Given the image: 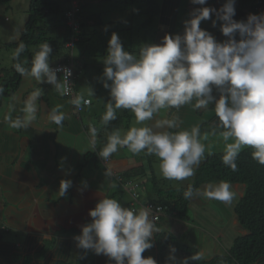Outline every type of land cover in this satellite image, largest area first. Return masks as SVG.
I'll return each instance as SVG.
<instances>
[{"label":"clouds","instance_id":"obj_1","mask_svg":"<svg viewBox=\"0 0 264 264\" xmlns=\"http://www.w3.org/2000/svg\"><path fill=\"white\" fill-rule=\"evenodd\" d=\"M191 3L203 7L192 10L190 18L184 21L182 34H166L159 44L145 43L139 47L138 55L125 50L119 35L112 33L103 61V86L109 89L111 102L102 121L106 125L115 120L118 109L131 110L136 122L141 124L162 109H179L188 104L195 109H207L214 105L224 129L220 133L225 142L222 163L233 172L237 171V156L249 147L252 159L264 165V13L249 14L245 20H236L235 0H225L219 9L204 6L207 0H191ZM206 20H211L213 27L220 22V32L226 39L219 41L208 30L202 29L201 22ZM25 50V45L20 44L14 57L19 58ZM51 52V46L42 43L31 59L30 68L21 63L15 67L21 75L34 78L38 83H49L65 94L67 89L59 82L57 70L49 65ZM64 73V79L68 81L71 72L64 69ZM213 90L218 96L213 95ZM40 95V90L32 93L26 119L18 120L14 127H26L35 119V102ZM72 103L79 106L80 99L76 98ZM75 111L80 114L76 108ZM48 119L61 126L65 116L57 107L52 109ZM177 126L175 120L167 119L157 125L169 129ZM91 133L95 135L96 129L92 128ZM207 139L206 134L201 137L198 126L177 132L132 127L123 136L119 131L109 135L98 155L108 160L119 148L126 147L132 154L146 150L148 155L160 159L163 178L183 181L195 174V168L205 158L206 146L201 141ZM102 165L107 171V163ZM115 171L123 179L122 173ZM106 174L111 175V172ZM234 184L241 187L239 196L231 189ZM71 186L70 180H61L59 195L64 196ZM245 187L244 184L221 181L207 185L203 191H194L189 186L183 196L186 200L195 195L203 196L232 206L242 197ZM149 202L157 205L151 199ZM89 216L91 222L81 225L80 234L74 237L79 249L105 255L115 264H156L152 257L142 256L153 247V232L159 231L156 226L159 220L151 219L146 209L137 212L122 207L116 199L104 197L89 210ZM241 230L243 232L238 235L246 233L242 226ZM238 235L232 237L230 233L229 240L233 242ZM175 252V247H170L168 264H190V261L203 258L202 254L196 253L178 259Z\"/></svg>","mask_w":264,"mask_h":264},{"label":"crops","instance_id":"obj_2","mask_svg":"<svg viewBox=\"0 0 264 264\" xmlns=\"http://www.w3.org/2000/svg\"><path fill=\"white\" fill-rule=\"evenodd\" d=\"M74 1L77 2V8L82 15L80 18L84 16L83 21L86 19L85 17L89 19V25L85 24V31L89 39L86 42L89 54L85 57L84 51L79 47L78 50L73 51L77 56L74 57L73 52H71V56L80 67L76 76L83 78L82 80L86 79L93 85L96 68L105 67L103 61L107 53L108 41L113 32L119 35L123 47H135L137 50L131 52H138L139 41H136V44L125 42L127 38L125 31L129 27L126 26L124 19L121 20L123 16H126L121 13L122 11L123 13L126 11L132 13L136 5H138L139 11L140 5L148 0H73V3ZM152 1L155 6L152 8L156 12L152 17L151 25H149L148 37L145 38L144 34L139 33L143 41L142 45L145 43L159 44L166 34H182L184 21L190 18L192 10L203 7L193 5L191 0ZM224 2L225 0H207L204 6L219 9ZM83 5L85 6L82 8ZM71 6L72 2H68V0H65L62 5L65 16L62 21L64 24H67L65 13ZM235 10L234 19L245 20L249 14L264 13V0H235ZM116 14H118V19L114 18ZM143 17L145 18L146 15H142V22L144 21ZM75 19L79 23V29L76 32H79L80 21L76 13ZM212 19H215L214 14H212ZM25 20L26 18L20 22L19 33ZM94 20L96 22H93ZM219 24L220 22H217L216 27H213L211 20H206L201 22L200 27L208 30L217 40L223 41L226 38L220 32ZM68 46H71V42ZM93 53L95 57L92 56ZM71 62L73 63V61ZM85 67L86 69H84ZM21 80L17 90L11 96L4 97L0 101V133L4 134L10 142L9 146L7 143L1 142L0 149V172H2V176H0V226L3 225L11 229L14 227L17 230L10 236L13 239L12 242L22 248L23 254L29 255L36 252L35 249L27 250L29 246L27 238L30 234L39 235L38 243L55 237L60 244L63 242L77 248L74 237L80 234L81 225L91 222L89 210L94 208L98 200L104 197L124 199L129 203L130 209L134 208L138 212L142 209L143 202H149V194L156 195L151 189V180L157 178L162 182L165 178L158 177L156 168L153 166L154 155H148L146 150L139 154H132L126 147L119 148L106 162L109 166L108 169H116L122 173L124 182H128L126 188L117 183L111 175L106 174L108 169L105 170L98 153L107 143L109 135L116 130H120L121 136L125 135L132 127L146 126L154 132H166L171 129L157 127V125L167 119L175 120L178 125L177 130L185 131L186 127L181 126V118L190 120L189 124L192 123L195 126L208 122L209 126L215 127L216 130L208 129L201 134V137L205 134L208 137L207 140L201 141L206 146L205 158L214 152H224L225 142L220 136L224 129L220 126L214 105H209L207 109H195L192 104L184 105L179 109H162L151 120L145 121L143 125L136 122L135 115L131 110L118 109L117 111L121 115H128V118H124V121L125 119L129 120L128 125L121 126L110 133L105 129L103 135L98 131L99 129L95 128L96 134L92 135L93 127L91 125L100 119V114L97 113L92 103L95 98H99L101 88H95V95L83 96V98H91V103L81 110L86 112L84 118L81 115L82 112L78 115L74 109L71 114L69 113L70 111L62 104L61 99H71V97L62 96L53 85L38 83L34 78L24 75ZM104 89L106 90L105 87ZM36 90H40L41 95L35 102V119L26 127H14L13 125L18 120L26 119L29 97ZM75 92L80 94L76 89ZM59 93L60 95H58ZM213 94L218 96L216 90ZM110 98L108 89L102 101L104 110ZM194 103L195 101H193ZM57 107L65 116L61 126H57L48 119L52 109ZM94 152H96L95 156ZM3 168H6L5 172ZM10 171V174L5 175ZM191 179L189 178L190 181ZM61 180L72 182V186L64 196L59 195ZM118 184L122 187L121 194L118 193L120 191ZM165 184L162 182L160 186ZM188 184L190 182L186 185ZM237 185L234 184V186ZM167 187L174 186L168 185ZM133 194H136L137 201L133 200ZM203 201L208 202L205 199ZM203 201L191 199L189 206L193 207L195 203L201 204V208L194 212L195 218L199 222V225H196V229H194L198 243H194V245L198 247L204 257L210 258L215 254L225 252L226 247L232 242L229 240L230 233H232L228 227L229 222L233 220L234 224L236 221L234 226L237 229L239 227L236 215L232 212L233 205L227 206V211L224 212L220 206H214L211 203L204 205ZM184 227L188 228L186 225ZM185 231L183 230L181 233H185ZM209 235L216 237L221 245L220 250L212 255L215 244H212L213 237ZM233 236L234 233H232ZM204 239L211 240L210 247L205 250L203 248ZM91 254L94 258L99 256L92 251Z\"/></svg>","mask_w":264,"mask_h":264},{"label":"trees","instance_id":"obj_3","mask_svg":"<svg viewBox=\"0 0 264 264\" xmlns=\"http://www.w3.org/2000/svg\"><path fill=\"white\" fill-rule=\"evenodd\" d=\"M10 1L0 0V4H8ZM70 1L72 2V0H68V2ZM145 3L146 7L143 15L145 14L146 17L143 22L141 21L144 34L147 31L150 33L149 25H151L152 17L156 12L153 10L155 6L152 0H148ZM63 12L64 8L59 0H29L26 20L22 25L19 37L15 41L4 43L6 47H12L14 52L20 44H24L26 50L19 58H15L14 55L12 56L10 69L0 68V101L3 97L11 96L22 81V75L16 70L15 65L21 63L26 68H30L31 59L35 52L39 50L42 43L47 42L52 48L49 56V65L73 61L71 60L70 51L73 52L75 50L76 44H79L83 51L85 50L84 53L88 50L86 42L89 39L85 31V24L89 25V19L85 17L87 20L83 21L84 16L80 18L82 15L78 10L76 15L80 21V31L76 32L71 26L62 22L65 17ZM53 16H56L57 21L52 19ZM58 16L60 19H58ZM93 22L96 21L94 20ZM146 36L147 34L143 35V37ZM70 42L72 46H68ZM62 49L63 52H61ZM126 50L131 52L133 49L129 50L126 48ZM134 50L137 49L135 48ZM73 68L75 87L76 78H83L76 76L80 67L76 64V68L75 65ZM62 96L71 97L70 94L66 93L62 94ZM74 96L75 99L78 98L77 92H74ZM71 99L72 101L74 100L72 97ZM110 102L111 98L108 103ZM124 118H128V115L123 116L116 110L115 120L110 121L106 125L102 119L94 121L91 127L99 129L98 131L103 135L105 129L110 133L121 126H127L129 120L125 119L124 121ZM199 128L201 134L208 129L216 130L215 127H208L205 123L200 124ZM251 152L252 149L246 147L239 153L236 159L238 168L235 172L222 163L224 152H216L207 156L195 168V174L192 176L190 184L180 188L167 187V184L160 186L164 181L161 182L157 178H153L151 180V189L154 190L156 195L152 196L149 194L148 198L153 203L162 206L164 215H160L158 220L161 221L163 218H167L169 221L166 227H159L156 223L159 231H155L151 238L153 247L143 252L142 256L152 257L156 261V264H168L170 247H175V256L178 259L200 253L198 247L192 243V238L195 235V226L199 225L198 220L193 214L195 210L201 208V204L195 203L193 207H190L191 199H184L183 193L189 186L196 191L203 187L204 184L227 181L230 184L240 183L246 186L242 197L233 204L232 210L238 222L246 229V233L238 235L226 247L225 252L215 254L210 258L202 255L203 258L201 260L190 261V264H264V165L252 159ZM93 154L95 156L96 152ZM116 182L119 183L118 181ZM119 184L120 191L118 193L121 194L122 187ZM202 203L204 205L211 203L214 206H220L224 212L227 211V205L215 199H211L206 203L203 201ZM185 225L188 228H185ZM177 226L178 229L182 228L186 230L184 235L182 234L183 238L177 236V230L175 229ZM8 231L11 232L5 226H0V264H115L114 261H111L105 255H99L98 258H94L91 250L85 252L67 243L62 242L60 244L55 237L46 239L43 243H38L39 235L37 234H30L27 238L29 243L27 250L31 251V249H35L36 252L29 255L23 254L22 248L12 242V234L10 236ZM75 251L79 254H90L80 259L78 256L73 255Z\"/></svg>","mask_w":264,"mask_h":264},{"label":"rangeland","instance_id":"obj_4","mask_svg":"<svg viewBox=\"0 0 264 264\" xmlns=\"http://www.w3.org/2000/svg\"><path fill=\"white\" fill-rule=\"evenodd\" d=\"M59 1L63 5L65 0H59ZM28 3H29V0H11L8 4H0V68H2V69H7V70L10 69V66L12 64V56H13V53H14L13 48L12 47H6L4 45V43L15 41L19 37V35L17 36V33H19L18 28L20 26V22L22 21V19L26 18L28 5H29ZM145 7H146V3L144 2V4L140 5V10L139 11H138V5H136L134 7L132 13L130 11H126V12L123 13V11H122L121 14H125L126 16L125 17L123 16L121 18V20L124 19V21L126 23V26L129 27L125 31V34H127V38L125 39L126 43L136 44V41H139L137 46L139 45V47H140L142 45L143 41H142V38L139 36L140 35L139 33L141 32V34H144V31H143L142 25H141V21H142L141 17L143 15L142 13H143ZM117 17H118V14H116L114 18L118 19ZM52 19L54 21H57L56 16H53ZM58 19H60L59 16H58ZM9 27H11V29H9ZM115 27H117V25H115ZM145 34H147L146 37H148L149 32L147 31ZM79 47H80V45L76 44L75 45V51L78 50ZM126 48L127 49H133V50L135 49V47H130V46H125L124 49L126 50ZM61 52H63V49L61 50ZM71 52L72 51H70V53ZM84 54H85V57H87L89 53L86 51ZM133 54H137L138 55V52L133 51ZM70 55H72V54H70ZM73 56L74 57L77 56V55H75V52H73ZM92 56L95 57L94 53L92 54ZM72 60H73V58H72ZM73 63H74L75 68H76V63H75L74 60H73ZM89 71H91V70H89ZM103 71H104V67H97L96 68V70L94 72V75L96 76L95 80H94L95 83L93 85H92L91 82L86 81V79L82 80V79L76 78V80H75V83H76L75 89L78 90V92L80 93L78 95V98L80 100L83 98L84 95H95V93H96L95 92V88H99V89L101 88L102 89L100 91L99 98H95L94 102L92 103V106L95 108L97 113L100 114V116H99L100 119H98V120L102 119V117H103L102 115L105 114L106 109H107L106 107H105V110L103 109L104 104L102 102L103 99H104L105 94L108 92V89L105 90L104 86H103V80L105 79L103 77ZM109 83H111V82L109 81ZM97 91H99V90L97 89ZM1 101H2V99H1ZM61 102L70 111L69 112L70 114L72 112V109L75 110L74 106L72 107L73 104H72V100L70 98H62ZM6 109H8V108H6ZM80 112H82V111H80ZM85 113L86 112H82L81 113V115L84 118H85ZM205 114H207V113H205ZM189 121H187L186 119L181 118V122H182L181 126L183 128L186 127V129H184V130L190 131L193 127H195V125H193L192 123L189 124ZM143 124H145V122L141 123V125H143ZM205 124L209 127L208 122H205ZM199 126H200V124L198 125V127ZM177 129H178V127L174 128V129H171L169 131L176 132ZM117 131L120 132V130H116V132ZM125 131H127V130H125ZM177 131H181V129L177 130ZM8 140L9 139L4 134L0 133V149H1L2 143H7L8 146H9L10 142H8ZM9 151H11V150H9ZM153 160H154L153 166H154V168H156L158 177L159 178L163 177L161 175L160 169H159L160 159L154 155L153 156ZM3 171L5 172L6 168H3ZM10 173H11V171L9 173H5V175H8ZM0 176H2V172H0ZM189 178L191 179V177H189ZM189 178L186 179V180H183V181L164 179V182L167 185H173L174 187H179L180 188V187L185 186L187 183L190 182ZM209 184L215 185V184H218V183L204 184L203 187H201L199 190L203 191L206 188V186L209 185ZM231 189H232V191H234L237 194V196H239L241 194V187L240 186L236 187V186L233 185ZM191 199L197 200V201L198 200L203 201L204 199L206 201H210L211 200V199H207V198H205L203 196H193V198H191ZM116 200L118 202H120L122 207L130 208L129 203L124 201V199H121V200L116 199ZM145 203H150V202H145ZM193 216H194V214H193ZM168 221L169 220L167 218H163L161 221L159 220L157 222V224L159 225V227L160 226L161 227H166V224L168 223ZM235 222L233 224V220H231V222H229V224H228V227H229V229L232 230V233L238 235L239 233H242L243 231L241 230V225L238 222H237V226L239 227V229H237L234 226ZM7 229L11 230V232L8 231V233H10V234H15L14 233L15 231L17 232V230L14 227H13V229H11V228H7ZM175 229L177 230L176 231L177 234H178L177 236L179 238H183L182 234H184V233H181V232L184 229H182V228L178 229V226ZM209 236H211V235H209ZM211 237H213V236H211ZM13 238L18 239L17 237H13ZM187 240L190 242L189 239H187ZM196 241H197V236L194 235L193 238H192V243H198ZM210 242H211V240L208 241V240L204 239V242H203L204 243V246H203L204 250H205V248L208 249L210 247ZM212 244H215V247H213V251L214 252H212L211 255L217 253V251H219L220 248H221L220 241L217 240L216 237H213ZM89 254L90 253L79 254L78 252L75 251L73 255L78 256L81 259V258H83L85 256H88ZM90 259H92V258L90 257Z\"/></svg>","mask_w":264,"mask_h":264},{"label":"built area","instance_id":"obj_5","mask_svg":"<svg viewBox=\"0 0 264 264\" xmlns=\"http://www.w3.org/2000/svg\"><path fill=\"white\" fill-rule=\"evenodd\" d=\"M78 10L77 8V2L72 0V6L71 8L66 11L65 15L67 18V24L69 26L73 28H76L75 31H78L79 29V23L78 21L75 19V13ZM50 67L54 70H57L56 74L58 75L59 78V82L67 89L66 93H70V91L74 92V75H73V68L70 65H62V64H53L50 65ZM64 69H68L71 72V75L68 77V81H65L64 79ZM91 100L89 98H84L83 100L80 101V105L76 106L75 104V108L77 110V112H80L83 108L84 105H88L90 104ZM103 164H106V162L108 160H103V158H100ZM111 172V176L113 178H115L118 182H120L123 187H127L128 182H124V180L122 179V177L115 171V170H110L108 169V172ZM133 199L135 201H137V196L136 194H133ZM142 209H146L149 212L150 218L153 219L155 222L158 220L159 216L162 215L161 212H163L162 210V206H158V205H153L152 203H142L141 204ZM134 209V208H132ZM135 210V209H134Z\"/></svg>","mask_w":264,"mask_h":264},{"label":"bare ground","instance_id":"obj_6","mask_svg":"<svg viewBox=\"0 0 264 264\" xmlns=\"http://www.w3.org/2000/svg\"><path fill=\"white\" fill-rule=\"evenodd\" d=\"M73 30H76V28H73ZM56 64H62V65H70V66H72V68H73V66H74V64L70 61V62H68V63H56ZM55 64V65H56ZM73 75H74V68H73ZM66 94H70L71 95V97L73 98V99H75V96H74V92L73 91H70V93H66ZM158 206H161V205H159V204H157ZM164 212H161V214H163Z\"/></svg>","mask_w":264,"mask_h":264}]
</instances>
